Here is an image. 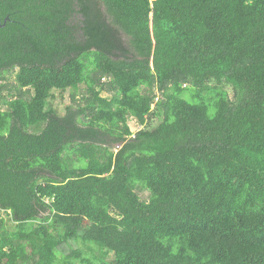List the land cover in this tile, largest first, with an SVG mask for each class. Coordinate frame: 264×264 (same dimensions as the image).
Instances as JSON below:
<instances>
[{"label": "trees", "instance_id": "obj_1", "mask_svg": "<svg viewBox=\"0 0 264 264\" xmlns=\"http://www.w3.org/2000/svg\"><path fill=\"white\" fill-rule=\"evenodd\" d=\"M0 21V264H264V0H0Z\"/></svg>", "mask_w": 264, "mask_h": 264}, {"label": "rangeland", "instance_id": "obj_2", "mask_svg": "<svg viewBox=\"0 0 264 264\" xmlns=\"http://www.w3.org/2000/svg\"><path fill=\"white\" fill-rule=\"evenodd\" d=\"M229 94L232 96L233 95V90L231 87L227 86V89H226ZM157 91V90H156ZM155 91V92H156ZM72 91L71 90H67L65 92H60V91H56L54 94H55V98L52 99L51 101V105L60 113V114H64L67 107H70L72 105H74V101L72 100L71 96H72ZM103 96L106 97L108 96L107 94L103 93ZM80 97V95H79ZM78 99V98H77ZM159 120L158 119H155L153 120L151 126L152 127H156L158 126L159 124ZM129 125L132 129V131L135 133L140 127L137 125V122L133 119H131L129 121ZM149 191L146 190V191H143L141 193L142 196H144V199L148 200L149 199ZM83 248L84 250H86L84 248V246L82 244H79V243H75V242H71L70 243V247H64L62 248L60 251H59V257L60 258H64L65 256L69 255L71 249H81ZM76 264H79V262L76 261Z\"/></svg>", "mask_w": 264, "mask_h": 264}, {"label": "water", "instance_id": "obj_3", "mask_svg": "<svg viewBox=\"0 0 264 264\" xmlns=\"http://www.w3.org/2000/svg\"><path fill=\"white\" fill-rule=\"evenodd\" d=\"M8 20H9V19L6 18V19H5V23H6ZM4 25H5V24H2L1 21H0V26L3 27Z\"/></svg>", "mask_w": 264, "mask_h": 264}, {"label": "built area", "instance_id": "obj_4", "mask_svg": "<svg viewBox=\"0 0 264 264\" xmlns=\"http://www.w3.org/2000/svg\"><path fill=\"white\" fill-rule=\"evenodd\" d=\"M158 100V99H157Z\"/></svg>", "mask_w": 264, "mask_h": 264}]
</instances>
